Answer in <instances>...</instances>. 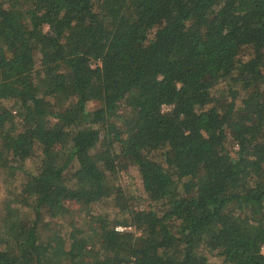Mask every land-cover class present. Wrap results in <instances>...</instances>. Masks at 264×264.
I'll return each instance as SVG.
<instances>
[{
    "label": "trees",
    "instance_id": "1",
    "mask_svg": "<svg viewBox=\"0 0 264 264\" xmlns=\"http://www.w3.org/2000/svg\"><path fill=\"white\" fill-rule=\"evenodd\" d=\"M263 245L264 0H0V264Z\"/></svg>",
    "mask_w": 264,
    "mask_h": 264
},
{
    "label": "built area",
    "instance_id": "2",
    "mask_svg": "<svg viewBox=\"0 0 264 264\" xmlns=\"http://www.w3.org/2000/svg\"><path fill=\"white\" fill-rule=\"evenodd\" d=\"M163 108H164V109H167V108H169V105L164 104V105H163ZM118 228H119V229H124L125 226H118ZM263 249H264V245H263ZM123 264H135V262L129 260V261H125Z\"/></svg>",
    "mask_w": 264,
    "mask_h": 264
},
{
    "label": "rangeland",
    "instance_id": "3",
    "mask_svg": "<svg viewBox=\"0 0 264 264\" xmlns=\"http://www.w3.org/2000/svg\"><path fill=\"white\" fill-rule=\"evenodd\" d=\"M7 137H9V138H7V140L8 139H10V138H12V135H7V134H5ZM131 174H133L134 176H135V179L136 180H138L139 179V173H138V171L136 170V169H132L131 170Z\"/></svg>",
    "mask_w": 264,
    "mask_h": 264
}]
</instances>
